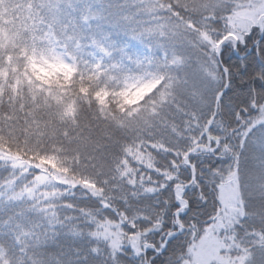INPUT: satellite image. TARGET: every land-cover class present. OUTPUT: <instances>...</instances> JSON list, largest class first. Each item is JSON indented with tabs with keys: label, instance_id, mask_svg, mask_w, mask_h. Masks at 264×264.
<instances>
[{
	"label": "trees",
	"instance_id": "16d2710c",
	"mask_svg": "<svg viewBox=\"0 0 264 264\" xmlns=\"http://www.w3.org/2000/svg\"><path fill=\"white\" fill-rule=\"evenodd\" d=\"M166 7V0H0V97L8 88L16 94L27 87L34 100L44 91L45 103L54 102L62 117L72 119L78 102L96 89L92 95L104 112L109 95L122 96L127 102L130 93L129 89L116 93L109 83L120 77L127 82L135 75L134 69L159 64L170 53H179L174 54L178 75H172L171 81L181 85L180 96L155 119L142 117L138 126L150 135L146 142L142 137L133 139L125 148L126 158L118 150L124 139L118 132L106 141L89 142L72 129L62 135L51 122L26 121L0 104V264H145L148 260L150 264H177L171 260L178 254L177 247H168L163 254L157 251L168 234L177 231L173 193L176 186L192 180L186 159L196 179L185 195L188 207L180 215L185 232L172 238V244L191 241L222 214L219 187L237 180V160L221 147L225 135L230 147L243 145L239 163L253 177L264 167V148L252 142H264V121H258L264 102V36L255 47L259 28L242 34L244 41L236 51L227 46L221 52L220 64L214 46L233 32L228 21L231 13L222 16L218 12L210 21L195 17L204 25L197 39L185 36L178 20L168 19L171 14ZM177 15L188 13L180 8ZM162 32L176 39L162 42L156 35ZM205 44L211 52L205 51ZM57 48L73 62L67 63ZM59 63L69 66V71H42ZM223 67L228 70V81ZM228 82L219 103L227 100L225 110L219 107L208 130L219 146L211 153L189 156L206 145V128ZM165 99L167 90L161 93V102ZM257 122L262 127L254 128L249 136L246 127ZM232 131L236 134L231 135ZM153 138L159 143H152ZM73 140L79 144L73 146ZM88 143L92 146L84 148ZM10 166L16 177L11 178ZM52 169L69 181H56L53 209L41 202V196L15 198L37 175L50 174ZM74 180L92 187L95 194L71 184ZM249 207L256 216L243 227L237 225L235 236L251 247L264 242V208L258 200L250 201ZM113 234L120 240V251L111 247ZM132 241L137 242L135 249ZM143 245L151 248L146 256L137 252ZM260 259L253 264H264Z\"/></svg>",
	"mask_w": 264,
	"mask_h": 264
},
{
	"label": "clouds",
	"instance_id": "9594fccd",
	"mask_svg": "<svg viewBox=\"0 0 264 264\" xmlns=\"http://www.w3.org/2000/svg\"><path fill=\"white\" fill-rule=\"evenodd\" d=\"M234 2L235 0H224L223 3L217 4L215 0H166L167 7L164 10L171 14L168 17L170 21H179L180 28L185 36H195L199 39L201 31L204 30V25L198 22L195 17H199L201 21H210L216 17L218 12L220 15L226 16V14L234 12L235 9L232 7ZM180 8H184L188 15H177ZM208 34L212 36L211 31ZM156 35L162 42L176 39L174 35L168 33L162 32ZM204 49L207 52H211V48L207 44L204 45ZM57 51L62 54L64 52L60 48H57ZM174 54L179 55V53ZM174 54L170 53L163 56L159 64L154 63L134 69L135 75L129 78L127 82H125L123 77H120L109 83L108 87L116 93L124 89L135 91L154 78L163 76L159 84L134 103H127L124 97L119 95H109L104 112L101 111V106L92 95V92L96 89H92L88 93L86 100L78 102L79 108L72 119L62 117L61 109L54 102L45 103L46 92L40 91L34 100L32 95L29 94L27 87L23 89L22 93L16 94L13 93L11 88L6 89L5 95L0 97V104L10 111H15L26 121L38 119L51 122L52 125L61 130L62 135L72 129L81 139L87 138L89 142H95L96 140L106 141L111 138L112 134L118 132L124 137L118 150L121 152L122 158H126L125 148L133 139L142 137V142H146L150 135L147 130L138 126L142 124V117L147 115L155 119L160 114L161 109L180 96V83L171 81L172 75H178L176 73L177 65L174 63ZM63 59L67 63L73 62L72 57L66 54H63ZM74 79L77 78L74 77ZM35 83L37 85L41 84L40 81H35ZM44 88H47V85H44ZM166 90L168 99H165L162 103L161 93ZM21 107L23 112L20 111ZM153 108H156L157 111L153 112ZM21 127H24V125H21ZM260 127H262L260 124H249L245 131L251 136L254 128ZM224 139L226 142L221 145L222 149L233 153L234 155L231 158L237 160L235 172L239 195L235 204L234 222H228L227 226L222 225L224 228L223 236L219 232L216 233L219 241L217 256L209 261L208 264H229V262L230 264H240L239 257L241 253L233 248L231 238L237 232V225L243 227L246 220L256 216V212L249 207L250 201L258 200L262 208H264V167H261L260 173L253 177L251 172L239 163L238 158L244 152L243 145L230 147L227 135H225ZM252 142L254 144L260 143V146L264 148V142L256 139H253ZM152 143H159V141L153 138ZM76 144H79V141L73 140V146ZM91 146L92 144L88 143L84 145V148ZM202 202L206 203L207 201ZM248 255L249 259H251L254 254L249 252ZM225 257H227V260ZM177 259L179 264H200V261L191 251L190 246L184 252L178 253Z\"/></svg>",
	"mask_w": 264,
	"mask_h": 264
},
{
	"label": "rangeland",
	"instance_id": "374dc122",
	"mask_svg": "<svg viewBox=\"0 0 264 264\" xmlns=\"http://www.w3.org/2000/svg\"><path fill=\"white\" fill-rule=\"evenodd\" d=\"M236 6H235V10L234 12H232L230 14V17H228V21L230 22L229 24H231L230 26V30H233V32L228 33L227 36L223 39L225 40L228 37H234L237 40V45L242 43L244 40L242 38V34H246L248 32H250V30L255 29V28H259L260 31V27H259V23L261 20V17L264 16V0H237L236 1ZM262 25L264 27V22H262ZM264 36V34H263ZM259 38V37H258ZM262 34L260 31V38L258 40V42L256 43L257 47L261 41H262ZM223 40L219 43H222ZM218 43V44H219ZM218 44L214 46V52H217V47ZM258 44V45H257ZM230 46V48H233L235 51V45L233 42L227 43L226 46L224 45V48H222L221 52H225V47ZM237 47V46H236ZM252 52V50H251ZM249 51V54L251 53ZM227 54V53H226ZM69 66L64 65L62 63L59 64H49L47 67L44 68V70H42L43 72H50L51 71H55V72H60V73H66L69 71ZM223 73H225V75L227 74L228 70L226 68L223 67ZM227 81H228V76L226 77ZM161 81V78H154L153 80L149 81L147 84L143 85L140 88H137L135 91H129L130 93L127 95V102L129 103H134L136 100L140 99L143 97V95L146 92L151 91L152 88H154L157 84H159ZM229 86V82L227 83V88ZM226 87V83L224 85V88L222 89V91H220L219 94H225V89L227 90ZM219 102L216 101V105L215 107H217V114L219 113V107H221V109L224 111L225 110V106L227 104V100L225 101L224 104H219ZM231 110V107H229L227 109V112L229 113ZM222 111V112H223ZM259 120L260 122L264 121V102L260 107L259 110ZM216 114V115H217ZM248 120V119H247ZM259 122V123H260ZM258 124V122H257ZM212 126V124H211ZM210 126V127H211ZM237 126V124H236ZM236 127L232 128L235 129ZM236 131H232V134H236ZM209 134V132H208ZM230 137V136H228ZM207 143H209V136L207 135ZM206 143V144H207ZM253 146V145H252ZM255 147V146H253ZM210 148V146H209ZM203 153V152H199L198 154ZM197 154V155H198ZM258 159V158H257ZM53 170V169H52ZM9 172L11 173V178L13 176L16 177V175H14V171L13 168L10 166ZM49 172L46 173H41L39 175L36 176L35 180H32V185H25L21 190L20 187L18 188V191L20 190L19 193H16V197L17 199H19L18 197H32L34 195L37 196H41L43 198V200L41 201L42 203L48 202L47 203V208L48 209H53L54 206L52 205V200L55 196V189L58 188L56 181L57 182H61L62 184L68 183L67 179L61 175L60 173L57 175L55 174V171H51L50 174H48ZM60 176V177H59ZM17 177L21 178V174H19ZM15 180V179H14ZM12 181V183H14L15 181ZM71 184H73L74 186H81L84 187L82 189L85 190H89L91 192V194H95V190L92 189V187L86 185V184H80V182L78 181H71ZM195 183L194 181H190L188 184H184L183 187L178 185L175 187L174 189V199L176 202V205L178 206V211L176 212V221H175V227L177 228V230L181 229V227L179 226V224H181L180 221V215L182 213H184V211H186V206L184 204V202H181L178 198H181L182 201L186 200L185 199V195L186 192L190 191L192 185ZM62 184H59L60 186H64ZM31 188H30V187ZM185 186V187H184ZM51 190V192H50ZM238 187H237V180L234 184H228V185H224L219 187L218 190V198L222 204V214L220 215V217L218 218L217 221H213L214 223L211 224L209 227L207 226L206 229L204 230V232L200 235H198L196 238L193 237L192 239H190L191 241H185L180 243L178 241H175L173 244L169 243L167 244V246L165 247V249L162 250L161 248V252L159 254H163L166 249H172L174 247H177V251L176 253H182L185 251L186 248H188L189 246L191 247V251L194 253V255L197 257V259L200 261V264H208L209 261H211L213 258H215L217 256V249L219 247V241L217 238L216 233L219 232V234L221 236L224 235V228L223 226H227L228 222H234L233 219L235 217V204L236 201L238 199ZM178 197V198H177ZM215 214V213H214ZM216 219V218H215ZM212 221V220H210ZM212 223V222H211ZM181 226H183L181 224ZM184 228V227H183ZM185 229L181 230L180 235L182 236V234H184ZM106 233L108 234V231L106 230ZM107 234H104L105 237H107ZM109 234H111L112 236V232L109 229ZM129 240H135V237H128ZM109 240V237H108ZM120 240L118 239L116 234H113V239H112V248L114 250H118L120 251V247L118 245V242ZM133 243H135L134 245L132 244L131 247L133 249H135L136 247V243L135 241H132ZM179 245H178V243ZM129 243V242H128ZM131 243V242H130ZM231 243L233 245V248L238 251L239 253H241L239 260H240V264H253V262L255 261V259L257 258H261L260 260L264 261V242L260 243L258 245V243H254L251 244V247L246 246L247 240L243 239V240H237V237L234 235L231 238ZM170 244V245H169ZM172 244V245H171ZM165 245V240L164 242H162V246ZM128 246V244H127ZM137 252L139 255L141 256H146V254L151 250L150 247H148V245H143V246H139L137 247ZM169 251V250H168ZM249 252L253 253L254 255L251 257V259H249ZM167 254H170V252H168ZM167 254L165 255V258H170L171 255L167 256ZM222 254V253H221ZM129 257H133L132 255L129 254ZM141 258V257H140ZM225 259L227 260V257H225ZM172 262L174 263L176 260L177 264H179V260L177 259V256H173L171 258ZM153 261V260H152ZM151 261L148 260V262H146L145 264H150ZM264 263V262H263ZM230 264V262H229Z\"/></svg>",
	"mask_w": 264,
	"mask_h": 264
},
{
	"label": "water",
	"instance_id": "95a60500",
	"mask_svg": "<svg viewBox=\"0 0 264 264\" xmlns=\"http://www.w3.org/2000/svg\"><path fill=\"white\" fill-rule=\"evenodd\" d=\"M262 22H264V16H262L261 17V20H260V23H259V27H260V31H261V34H262V37H263V34H264V27H263V25H262ZM262 39V38H261ZM234 40V38L233 37H228V38H226L222 43H220L219 45H218V47H217V58H218V62L221 64V61H220V53H221V48H222V46L223 45H225L227 42H229V41H233ZM234 42V44H235V49H236V46H237V43H236V41L234 40L233 41ZM258 45V44H257ZM251 52V51H250ZM227 75V74H226ZM222 94V93H221ZM216 113H217V107H216V109H215V113H214V116H213V118L211 119V121H210V123L208 124V126H207V128H206V135H207V132H208V129L210 128V126H211V124H212V122H213V120H214V118H215V116H216ZM197 149H195V150H193L190 154H189V156L190 155H192V154H194V152L196 151ZM195 180V172L193 171V180L192 181H194ZM183 187V186H182ZM185 187V186H184ZM180 200H182V199H180ZM171 235V234H170ZM168 241V240H167Z\"/></svg>",
	"mask_w": 264,
	"mask_h": 264
},
{
	"label": "bare ground",
	"instance_id": "6f19581e",
	"mask_svg": "<svg viewBox=\"0 0 264 264\" xmlns=\"http://www.w3.org/2000/svg\"><path fill=\"white\" fill-rule=\"evenodd\" d=\"M211 121V120H210ZM210 123V122H209ZM200 151L203 152V151H207V148L206 146H203L202 148H200ZM199 153V150L195 151V154ZM187 166L190 165V162L188 161V163L186 164ZM191 166V171H192V176H193V171L195 172V176H196V171L194 169V167L192 165Z\"/></svg>",
	"mask_w": 264,
	"mask_h": 264
}]
</instances>
